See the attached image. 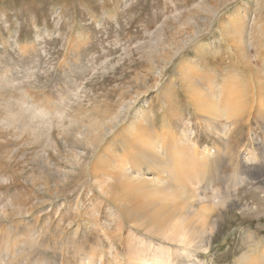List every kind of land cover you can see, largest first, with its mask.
Instances as JSON below:
<instances>
[{
	"label": "rangeland",
	"instance_id": "rangeland-1",
	"mask_svg": "<svg viewBox=\"0 0 264 264\" xmlns=\"http://www.w3.org/2000/svg\"><path fill=\"white\" fill-rule=\"evenodd\" d=\"M188 64L195 69L185 82ZM234 73L246 87V112L228 145L237 151L248 143L259 157L232 166L225 158L214 187L197 188L208 196L217 186L236 189L238 207L219 221L211 250L187 264H236L264 249V120L256 111L264 99V0H0V264H81L99 250V236L85 233V225L108 221L109 206L93 187L91 166L109 150L120 153L122 135L145 110L157 116L151 129H162L169 99L180 112L173 122L178 133L190 119L201 150L221 146L194 114L188 83L200 90L208 79L222 83ZM130 99L128 118L115 120ZM24 102L45 116L23 112L11 122L9 111ZM79 134L95 144L84 168L68 164V145ZM235 165L237 187L227 180ZM124 224L119 258L134 238ZM29 236L35 243L28 246Z\"/></svg>",
	"mask_w": 264,
	"mask_h": 264
},
{
	"label": "bare ground",
	"instance_id": "bare-ground-1",
	"mask_svg": "<svg viewBox=\"0 0 264 264\" xmlns=\"http://www.w3.org/2000/svg\"><path fill=\"white\" fill-rule=\"evenodd\" d=\"M19 46L24 50L28 48V44L24 46L19 44ZM193 69L195 66L191 64L186 65L185 69L183 68L184 72L181 73V76L185 82L194 71ZM241 80L237 73L225 77L222 83L208 79L206 85L200 90L198 88L193 90L188 83L190 91L187 98L191 102L194 114L201 124H205L208 130L222 139L221 146L205 147L201 150L198 142L194 140L195 131L191 127L190 119H184L185 126L183 129L180 128L181 132L178 133L173 122L180 119V112L169 103L173 99H169L163 107L167 113L168 121L167 123L163 122L161 131L151 129L150 125L156 121L157 116L145 110L130 123L129 130L122 135L120 153H115L114 150L110 153L109 150L91 166L93 187L97 189L98 196L108 203L107 212L110 219L103 221L104 223L101 222V224L100 222H88V225H85V233L92 235L96 233L99 236L100 246L99 250H92L86 254L81 260V264H187L186 260L193 259L198 251L206 253L209 251L219 221L225 212L238 207L237 190L234 189V193L227 186L228 189L225 188L228 191L223 192L216 185L217 188H214L211 196H208L206 192H201V188H199L200 190L197 188L204 184L207 190L214 187L216 179L220 177L219 171L222 163H225L223 162L225 158L228 160L225 165L232 166L238 162L239 164L256 162L259 157L257 149H250L248 143L237 147V151L228 145V139L230 141L231 138H228V134L231 136L236 125L238 126L240 123L241 114L246 112V87L244 84L237 85V82ZM7 81H5L6 84L11 86L12 83ZM6 84L5 87L8 89ZM22 93H24L23 90ZM131 101L133 102V99L124 103L123 111L114 116L115 120L128 118V113L132 108ZM262 101H259L260 106L259 103L257 104L259 107H256V111L258 114V109H260L261 115H258L262 116L264 120V115H262L264 114V99ZM31 102L33 103V101ZM32 103H19V105L16 104L18 106H14V109L17 107V110H8L10 121L20 120L23 117L21 116L23 112L30 116L38 114L45 116L46 111L36 108L38 106L31 109V106L34 107V103ZM64 112L62 111V132L67 134L70 130L64 123V115L67 116ZM188 116L191 117L192 114L190 113ZM222 119H225L226 122H223ZM208 130L207 132H209ZM94 145L93 140L87 136L82 134L73 136L68 145V164L84 168L88 165L90 155L94 153ZM73 147H75L74 150ZM261 161H264V158ZM247 168L245 167V169ZM233 169V174L229 173L227 180L230 182L227 184L237 187L240 185L238 183L240 181L238 165ZM249 173L252 174V172ZM68 174H63L64 178H68L70 176ZM66 178L65 180H67ZM249 180L251 181L250 177ZM246 183L245 181L244 184ZM195 203L198 205L197 207ZM188 209H190V213L187 212ZM92 213L96 218V215L100 214V210L95 209ZM97 217L99 216L97 215ZM125 220L131 225L130 237L132 238L131 234H133L134 238L131 241L130 253L119 258L116 242L122 241ZM79 228L80 223L75 231L76 236L79 234ZM101 234L107 240L108 245L102 240ZM32 238L34 239L33 236ZM157 238L159 241L155 240ZM38 239L34 241H38ZM23 240L26 241L27 238L23 237ZM23 240L17 238L15 242L20 243ZM28 241L30 242L27 244ZM27 242L28 246L30 243H35L30 240V236ZM37 244L36 242L34 246ZM16 247L17 245L11 246L12 249ZM31 247L33 246L30 245ZM260 251L255 256L249 255V252L243 254L238 258L236 264H264V249ZM74 252H78V250L76 249ZM13 253L11 255L14 257L15 251ZM13 257H11L12 260ZM106 257H112L113 260L109 261ZM205 263L207 262H198V264Z\"/></svg>",
	"mask_w": 264,
	"mask_h": 264
}]
</instances>
